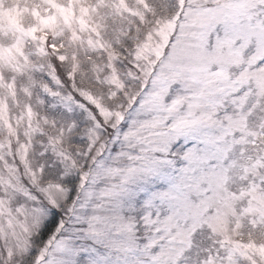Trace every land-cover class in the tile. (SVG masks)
I'll use <instances>...</instances> for the list:
<instances>
[{
    "label": "snow or ice",
    "instance_id": "obj_1",
    "mask_svg": "<svg viewBox=\"0 0 264 264\" xmlns=\"http://www.w3.org/2000/svg\"><path fill=\"white\" fill-rule=\"evenodd\" d=\"M0 264H264V0H0Z\"/></svg>",
    "mask_w": 264,
    "mask_h": 264
}]
</instances>
